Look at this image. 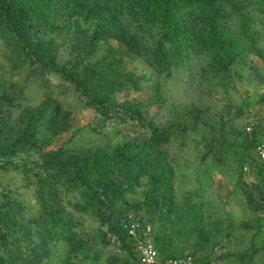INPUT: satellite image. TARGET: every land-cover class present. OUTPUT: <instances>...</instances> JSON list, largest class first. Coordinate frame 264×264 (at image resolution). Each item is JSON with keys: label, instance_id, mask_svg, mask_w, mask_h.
<instances>
[{"label": "rangeland", "instance_id": "1", "mask_svg": "<svg viewBox=\"0 0 264 264\" xmlns=\"http://www.w3.org/2000/svg\"><path fill=\"white\" fill-rule=\"evenodd\" d=\"M229 1L162 7L186 40L166 63L153 37L87 41L104 21L84 0L23 21L0 0V162L18 164L0 169V264H127L130 223L159 262L264 264V0ZM202 14L219 17L215 41ZM26 29L85 73L83 93L13 56Z\"/></svg>", "mask_w": 264, "mask_h": 264}, {"label": "trees", "instance_id": "2", "mask_svg": "<svg viewBox=\"0 0 264 264\" xmlns=\"http://www.w3.org/2000/svg\"><path fill=\"white\" fill-rule=\"evenodd\" d=\"M47 1L49 0H43L41 2L39 0H20V7L7 8V12H9V10L12 12L15 10V12L22 15L21 20L23 21L25 17L31 18L33 14H38L39 16L43 10L42 5H46V8L49 9V6H52V4L48 6L46 4ZM84 1L85 4L82 7H77L79 12L94 16L96 19L101 17L104 21L103 29L101 31H93V33L86 37L87 41L93 43L102 38H117L118 36V38L125 42L126 46L129 47L130 45H134L141 51L147 48V40L153 37L157 47L158 57L161 60H165L166 63L174 61L177 52L180 50L181 42L186 40L180 41L176 39V37H171L180 32V17H174L173 13L163 11L162 7L166 5L173 7L175 4H189L195 6L200 5L199 7L203 8V5L216 7L220 4H230L229 0H164L163 5L156 7L148 4L147 2L149 0ZM10 2L13 3V0H10ZM73 10L68 14H74ZM70 15L67 18H70ZM207 17L208 15L202 14L199 18L195 19L194 22L202 21L203 23H207L209 26L207 36L210 40L215 41L218 34L216 25L219 22V17H214L212 19H208ZM82 33V31L74 30L71 34L72 40L77 41ZM10 35L14 37V39L15 37L18 40L20 39L18 33L11 32ZM24 35L26 45L21 47L17 40V42L14 43L15 46L11 49L13 56L20 58L24 63L29 62L31 65H37L42 71H46L47 73L54 72L62 74L64 81L73 85L79 93H83V85L85 84L86 78L85 73L79 78H75L70 75L68 69H59L56 63V50L51 44H36L38 43V37L27 29L24 31ZM167 44L170 45V48L166 47ZM17 168V163L0 162V169L2 170H15ZM5 218V215L0 211V220L5 221ZM123 234L126 237V261L127 264H132V262L136 260V253L134 250L135 242L127 235L125 229L123 230ZM194 260L197 264H200L197 259Z\"/></svg>", "mask_w": 264, "mask_h": 264}, {"label": "built area", "instance_id": "3", "mask_svg": "<svg viewBox=\"0 0 264 264\" xmlns=\"http://www.w3.org/2000/svg\"><path fill=\"white\" fill-rule=\"evenodd\" d=\"M256 150L264 157L261 146H257ZM125 229L127 235L135 242L134 250L136 253V260L132 262V264H197L190 256L170 258L163 262H159L158 252L148 238L149 228L145 226L142 227L138 223H130Z\"/></svg>", "mask_w": 264, "mask_h": 264}]
</instances>
